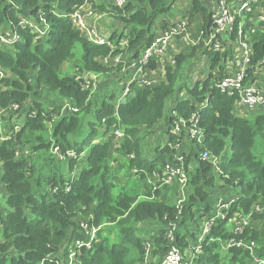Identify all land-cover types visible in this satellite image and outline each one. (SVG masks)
<instances>
[{"label":"clouds","instance_id":"9594fccd","mask_svg":"<svg viewBox=\"0 0 264 264\" xmlns=\"http://www.w3.org/2000/svg\"><path fill=\"white\" fill-rule=\"evenodd\" d=\"M0 264H264V0H0Z\"/></svg>","mask_w":264,"mask_h":264}]
</instances>
